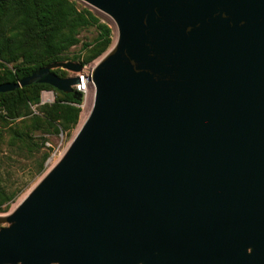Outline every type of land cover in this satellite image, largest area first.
Returning a JSON list of instances; mask_svg holds the SVG:
<instances>
[{"label": "water", "instance_id": "obj_1", "mask_svg": "<svg viewBox=\"0 0 264 264\" xmlns=\"http://www.w3.org/2000/svg\"><path fill=\"white\" fill-rule=\"evenodd\" d=\"M81 1L117 38L67 150L5 217L0 264H264V0ZM83 69L0 93L82 100Z\"/></svg>", "mask_w": 264, "mask_h": 264}, {"label": "trees", "instance_id": "obj_2", "mask_svg": "<svg viewBox=\"0 0 264 264\" xmlns=\"http://www.w3.org/2000/svg\"><path fill=\"white\" fill-rule=\"evenodd\" d=\"M88 27H95L98 33L93 43L82 45L80 50H87V54L70 57L83 65L101 55L111 41L110 28L90 9L78 7L73 0H0V83L19 81L35 69L61 60L79 42L78 32ZM17 60L20 61L15 63ZM9 63H13L12 68L7 66ZM52 72L58 75L54 69ZM43 88L54 87L32 83L0 93V122L6 124L8 118L26 116L22 121L28 119L33 127L42 121L56 131L72 128L79 118L81 100L57 89L61 99L40 106L41 115L29 116L30 105L38 102V93ZM10 132L11 144L34 162L33 176L40 175L48 157L41 150L42 143L23 130L10 129ZM21 190L6 189L0 178V210L9 207Z\"/></svg>", "mask_w": 264, "mask_h": 264}, {"label": "rangeland", "instance_id": "obj_3", "mask_svg": "<svg viewBox=\"0 0 264 264\" xmlns=\"http://www.w3.org/2000/svg\"><path fill=\"white\" fill-rule=\"evenodd\" d=\"M76 2L78 7H87L92 11V13L99 19L100 22L105 23L111 30L110 33V44L106 48V50L96 57L95 59L87 62L84 65V71L90 73V71L95 67L98 61L112 48L117 38V28L112 20V18L103 13L100 10H97L85 2L81 0H73ZM97 29L95 27H88L81 29L78 32L79 42L71 47L68 51L65 52L62 59L59 61H68L70 57L74 54H79L80 56H84L87 54V50H80L84 43H93L95 37L97 36ZM67 58V59H66ZM17 60L15 63L19 62ZM76 62H80L79 60H75ZM9 68L13 67V63L7 64ZM54 71L60 77H68L73 75L71 71L62 68H55ZM87 93H83V98L81 103L79 104L80 114L77 123L67 130H59L56 131L54 126L49 124H45L40 121L37 126H31L29 124V120L25 119V117H17V118H8L7 123L0 122V178L1 183L8 190L21 188V192L16 197V199L9 205L7 208H3L0 210V229L3 227H7L9 223L5 221V217H7L12 211L19 205L22 199L34 188V186L41 180V178L49 171L63 156L77 131L81 127L79 126L81 112L83 105H87L89 107V111L86 115L88 116L90 109L93 103L94 91L93 88L89 85ZM58 99H61V95L54 88H43L38 93V102L30 105V110L32 111L30 115L40 114L39 107L43 105H50L55 103ZM28 117V116H27ZM86 119V118H85ZM84 122V121H83ZM10 129H18L23 130L31 135L32 139H39V143H42V151L48 153V157L44 162V171L37 176H33V171L35 169V164L30 160L26 155L23 154L17 148V145L11 144V132ZM56 264V263H54Z\"/></svg>", "mask_w": 264, "mask_h": 264}, {"label": "built area", "instance_id": "obj_4", "mask_svg": "<svg viewBox=\"0 0 264 264\" xmlns=\"http://www.w3.org/2000/svg\"><path fill=\"white\" fill-rule=\"evenodd\" d=\"M91 72V71H90ZM90 73H87V72H85L84 70H82V72H78V73H76V75H78L79 76V78H80V82L78 83V84H75L74 85V89L75 90H77V91H79V92H82V93H84V91H86V88H84V86H83V82H85V84L89 87V85L91 84L90 82H89V80H88V75H89Z\"/></svg>", "mask_w": 264, "mask_h": 264}, {"label": "bare ground", "instance_id": "obj_5", "mask_svg": "<svg viewBox=\"0 0 264 264\" xmlns=\"http://www.w3.org/2000/svg\"><path fill=\"white\" fill-rule=\"evenodd\" d=\"M83 86H84V88H86V91H84V93L86 94L89 88L85 84V82H83ZM88 111H89V107L86 104L83 105L79 126L82 125L83 121H85V118H86Z\"/></svg>", "mask_w": 264, "mask_h": 264}]
</instances>
